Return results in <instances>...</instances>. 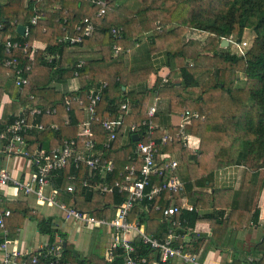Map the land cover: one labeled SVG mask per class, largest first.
I'll return each mask as SVG.
<instances>
[{"label": "trees", "instance_id": "1", "mask_svg": "<svg viewBox=\"0 0 264 264\" xmlns=\"http://www.w3.org/2000/svg\"><path fill=\"white\" fill-rule=\"evenodd\" d=\"M25 1L4 0L0 3V22L3 25L0 28V67L3 66V59L8 56L17 57L21 64H31V70L27 74L29 83L19 89L14 80V86H9L13 100L6 106L0 120V134L8 133V126L20 114L21 107L28 103L31 106L56 107L58 112L44 119V129L27 138L30 151L39 144L47 150L53 149L65 140L75 138L79 125L85 118L84 109L74 98L85 96L92 88H98L103 82H107L97 105L98 116L104 119L116 117L120 113L124 115L122 128L108 151V156L114 159L115 164L114 172L111 173L112 181L119 178L122 167L131 162L137 140L133 139L130 127L150 118L146 106L151 92L170 98L171 113L189 110L199 114L192 118L193 124L201 125L203 130L199 150L183 145L179 139L162 143L159 147L161 152H175L181 166H186L183 167V177L188 191L192 189L191 172L195 169L199 175L206 177L204 186L207 180L213 182L214 171L208 170L209 165L213 164V167L218 168L244 163L252 157L256 161L263 158L264 0H109L102 16H98L101 5L92 0ZM54 4L57 6L54 7ZM35 15L38 19L36 23H32L31 18ZM85 17L98 23L99 29L76 44L60 40L66 33H73L77 23ZM15 20L29 27L28 36L21 35L17 24L12 23ZM113 28L121 29L120 35L114 33ZM246 28L252 29L255 36L245 54L235 53L230 44L221 46L226 37H232L233 41H243ZM190 29L202 30L208 35L204 40H184L185 33ZM9 34L13 39L30 43L36 39L42 40L47 46L45 50L37 51L33 59L22 48L8 54L4 44ZM114 43L123 46L125 50L115 55ZM127 48L134 49L129 57L126 55ZM50 55L53 57L49 58ZM159 55H164V65L170 68L171 76H168V81L159 75L156 62ZM203 58L207 61L200 64L199 60ZM189 59L194 60V63L191 64ZM11 72L14 76L12 69ZM238 72H242L247 79L245 86H237ZM53 77L59 82L77 77L79 88L58 91L51 85ZM177 83L183 87L181 92L161 93V88L175 86ZM140 85L145 86L137 88ZM67 99H71L69 110ZM126 99L131 100L129 113L120 107ZM65 115L69 116V122L64 119ZM155 116L151 117L153 121ZM53 124L57 127H52ZM98 127L99 132L96 131L95 136L100 143L105 134L100 125ZM168 127L172 133L178 130L177 125ZM123 132H127L126 141L122 140ZM4 138L7 142V137ZM141 139L147 140V137L143 134ZM157 141H160V137H157ZM201 157L203 162L200 161ZM256 166H261V163H256ZM245 172L240 190H245L249 195L253 193L248 196L249 199H257V192L264 188V176L258 170ZM72 174L77 178V189L72 193L62 191L61 195L65 202L80 210L101 215L96 213L101 201L106 202L104 208L110 211L112 204L117 206L126 198L127 192L115 190L99 199L102 195L98 191L85 188L81 184L82 180L92 178L85 164L81 167L69 165L61 170L56 178V185L65 186L68 175ZM168 194L166 192L155 200L146 199L141 204L149 210V218L155 224L158 222L155 229L151 227L152 230H149L153 232L150 234L158 237H164L170 226V222L163 218V209L169 204ZM176 198L179 203L183 201L180 194H176ZM197 199L207 197L198 193ZM195 204L202 206L199 201ZM0 205L12 210V216L8 218L11 237L16 236L17 230L23 227L25 216L33 219L38 231L49 235L50 241L56 234L62 237L67 245L61 264H123V255H120L122 249L116 252L119 256L117 255L114 263L106 261L101 255L104 253V237L97 242L98 252L94 251L93 245L91 251L84 255L67 239L66 232L56 224L54 216H46L23 201L10 202L3 199ZM157 206L162 209H157ZM253 206L250 220L257 224L260 208L257 202ZM139 207L135 208V213ZM102 209L103 207L100 208ZM244 213L245 211H239L235 214ZM226 215L223 209H215L202 215L194 210L184 209L174 217L181 221L182 226L177 230L182 233L193 228L200 219L209 220L214 226L213 240L220 245L225 240V231L229 226L238 229L243 224L237 218L233 219L231 213ZM96 232L95 229L94 234ZM194 238L196 241L190 248L188 246V250L197 253L205 239L197 238L196 235ZM3 239L4 235L0 231V240ZM133 244L136 250L134 254L147 258L142 264H153L160 260L159 253L139 237L135 238ZM206 253L207 248L200 253L201 259ZM39 264L48 263L41 261ZM169 264H174V261ZM226 264H264V238L254 253L241 256L235 251L231 261Z\"/></svg>", "mask_w": 264, "mask_h": 264}, {"label": "built area", "instance_id": "2", "mask_svg": "<svg viewBox=\"0 0 264 264\" xmlns=\"http://www.w3.org/2000/svg\"><path fill=\"white\" fill-rule=\"evenodd\" d=\"M4 0H0V3ZM101 5L98 16L106 12L109 0H92ZM38 16L31 18L32 23H36ZM100 25L91 18L85 17L77 23L73 33H66L61 41H69L76 44L82 41L83 37L92 35ZM0 28H3L0 22ZM121 29L113 28V32L120 35ZM29 27L25 25L23 36H28ZM235 53L245 54L249 44L246 41H233ZM5 51L8 54L13 53L15 49L22 48L33 59L35 53L39 50L37 43L13 39L11 34L5 42ZM114 54L118 55L120 51L125 50L118 43L113 44ZM127 48L126 51H129ZM53 57L50 55L49 58ZM83 62V61H81ZM80 62V63H81ZM79 63V64H80ZM3 64L14 71V80L19 88L29 83L28 72L31 70V64H21L17 57H5ZM168 81V77H164ZM107 82H103L100 87L92 88L85 96H77L74 100L79 101V105L84 108L88 118L80 124V129L75 138L65 140L63 144L47 150L40 146L29 152L27 148V137L44 129V119L55 115L58 112L56 107L33 105L23 109L20 114L8 126V134L2 133V137H7L8 149L17 150L20 154L29 159V170L21 176H14L9 168L0 167V188L13 186L19 191L34 197L35 202L41 206H49L58 209L62 218L77 227H87L90 229H101L110 236L105 260L114 263L117 257V251L122 249L123 264H142L146 262V257H140L136 254L133 242L139 237L144 243L153 247L160 255V260L153 264H169L170 261L179 260L180 264H207L202 263L199 255L188 250L187 241L183 240L190 228L182 233L179 229L181 221L174 215L187 209L194 210L195 207L185 201L177 202L176 194H182L185 191V184L177 174L179 166L178 161L171 153L161 152L159 147L162 143L179 139L185 146L197 149L196 143L192 141V134L187 127L191 124L192 118L198 117V112L186 110L182 114V120L178 124L176 133L169 129L160 132L157 135V126L151 119L156 112L157 107L151 105L148 108L149 119H144L141 124H133L130 127L131 134H138L134 154L131 156V162L127 163L119 172V178L112 181L111 173L114 172V159L108 156V151L113 146L117 135L122 128L124 115L120 113L116 117H106L101 119L97 114V105L101 99ZM67 110L70 109L71 99H67ZM121 109L130 112L128 102L120 105ZM40 119V121H38ZM69 122V116L65 117ZM105 134L102 142L96 140L97 127ZM52 127H57L53 124ZM99 128V127H98ZM100 130V131H101ZM147 140H142V135ZM160 137V141H157ZM196 138V137H195ZM85 164L88 173L92 178L83 179L81 184L85 188L97 190L102 193H113L115 190L120 193L127 192L125 200L115 206V212L110 216L105 213L101 215L93 214L89 211L80 210L67 204L60 197L62 191L72 193L77 189V183L70 182L66 186L58 187L55 183L61 170L69 165L81 167ZM70 180H76L75 175L68 176ZM168 192L169 204L163 209V218L170 222V226L164 237H158L150 234L143 226L141 216L134 213L135 208L142 207L141 204L147 200H155ZM0 194V204L2 202ZM159 205V204H158ZM148 212L147 208H143ZM157 209H162L157 206ZM134 214V215H133ZM12 210L9 207L0 205V231L4 239L0 240V264H39L44 261L48 264H61V257L64 254V240L56 234L52 241L50 236L43 243L40 249L31 250L19 245V240L10 236L8 227V218L11 217ZM133 216V217H132ZM135 253V254H134ZM119 256V255H118ZM253 259V258H251Z\"/></svg>", "mask_w": 264, "mask_h": 264}, {"label": "crops", "instance_id": "3", "mask_svg": "<svg viewBox=\"0 0 264 264\" xmlns=\"http://www.w3.org/2000/svg\"><path fill=\"white\" fill-rule=\"evenodd\" d=\"M56 6L57 5L54 4V7ZM12 23L17 24V27L19 24H24L22 22H18V20L13 21ZM32 43H37L40 46L38 51L45 50L47 45L45 41L38 39L32 41ZM130 50H132L130 53L129 51H126V55L128 57L131 56L132 52L134 51V49H130ZM156 62H157V66L159 67V75L163 78L165 76L170 77L171 76L170 68L164 65L165 63L164 55H159L158 57H156ZM2 65L3 66L0 67V120L4 116L6 106H8L13 100L9 86L11 87L14 86V78H13L14 76L12 75L11 69L6 67L3 63ZM51 85L54 86L56 90L64 92V91L77 90L79 88L80 83L77 77L69 78L66 82L63 81L59 82L56 80L55 77H53ZM178 85L180 84L177 83L175 86H166L165 88H161L160 91L161 93H165V94L179 93L182 91V89L181 90L177 89ZM144 86L140 85L137 86V88L140 87V89H142L144 88ZM130 101L131 100L126 99L125 102H128L130 104ZM155 104L157 107V112L155 114L156 116L154 122L157 126V129H159L157 130V135H159L161 131L164 132L165 129L167 128L169 129L168 125L178 126V124L182 120L183 111H175L171 113L170 112L171 100L168 96H161L156 92H151L149 95V100L146 106V110L148 111L149 106ZM29 106H31L30 103H28L26 106H22L20 112L23 111V109L28 108ZM84 111H85V118L87 119L89 114L85 109ZM65 117L66 115L64 116V119ZM85 118L83 120H85ZM190 123L191 124L188 125L187 129L190 132V134H192V141H194L196 143V146H198L197 149L195 150H199L201 141L203 139V130L201 128V125L193 124L192 120ZM97 131L99 132L98 127H97ZM123 133L124 135L122 137V140L126 141L127 132H123ZM1 135L2 134H0V167H7L14 176H21L22 174H24L29 170L28 167L29 159L23 156L22 154H20L19 151L17 150L8 149L7 146L8 144L6 143L10 141L8 140L6 142V138L2 137ZM37 146L42 147V145L40 144ZM29 152H33V150ZM174 153L175 152H171L172 156L179 163V160L177 159V157L175 156L176 154ZM252 159L250 158L244 163L226 165L218 168L213 167V164L209 165L208 170L212 169L214 171L213 182L211 183L210 180H207V184L204 186L203 184L205 183L206 177L199 175L197 173V170L195 169L194 171L191 172L192 189L188 191L186 187L185 191L182 194H180V196H182L183 201L193 205L195 207L194 211H196L199 215L205 213H211L215 209H220V210L223 209L227 214L226 216H229V214L231 213L234 216L233 219L237 218L236 220L238 222L241 221L243 222L241 228L238 229L234 228L233 226H229L225 231L226 232L224 235L225 240L222 241L220 245H217L216 241L213 240L214 226L212 225V222H210L207 219L198 220L195 223V226L193 228H190L189 232L186 234V237L183 240L187 241V245L190 248L191 244H193L196 241V239L194 238L195 235L197 236V238L203 237L205 239L199 252H197V254L199 255V259L200 261H202V263L226 264L227 261H231L235 251H237L238 254L241 256H244L246 253H251V252L254 253L264 238V188L261 191L257 192L258 193L257 199H249L248 196H251L253 193L249 195L248 193H246L245 190L242 191L240 190L243 178L246 174L245 170L246 171L258 170L261 172L260 175L264 176V156L259 161L258 160L256 161V159L254 160V158ZM200 161L203 162L202 157L200 158ZM256 163H261V166L257 167ZM183 167L186 168L185 165L181 166V164L179 163V166L177 168V174L180 177V179L184 182ZM97 193H99V195H102L101 198L99 199H102V197L107 194V193H102L100 191H98ZM198 193L201 194L202 196L207 197V199H197ZM0 194L2 195V199L4 200H9L10 202L23 201L26 202V204L30 208L40 210V212H42L44 215L45 214L53 215L55 222L59 225L61 230L66 232L67 239L73 242L75 249L80 251L82 254L85 255L88 252H90L93 245H95V247H93L94 251L98 252L97 247L99 246L96 240L92 238L93 236L90 237L91 239L87 241L84 250H81V248L77 245V243L80 241L79 240L80 238L77 237L73 231L75 229L74 227H76L77 228L76 233H79V231L82 232L83 227L82 226L77 227L69 222H64L61 216V212L58 209L51 208L53 209V211H51L50 213L42 211L40 209V207L42 206L38 205L35 202L34 197L27 195L22 191H19L13 186L1 187ZM198 201L202 206H196L195 203ZM255 202H257V206L260 208V218H259V223L257 224L253 223L250 220L251 214L253 213L251 207H254L253 204ZM101 203L102 204L97 205L99 210L96 213L98 214L105 213L111 216L115 212V206L113 204L110 206V211H109L108 209L104 208L106 207L105 206L106 202L101 201ZM46 207L50 208L49 206ZM101 207H103L102 210H100ZM143 208L144 207H139V210H137L138 212L136 213H138L141 216V219L145 220L142 223L143 226L146 228V230L149 233H153L150 232L149 230L155 229L157 227L158 222L155 224L152 218H149L150 217L149 210H147L148 214H146V211ZM239 211H245V213L242 215L235 214ZM29 221H30V217L25 216L23 223L24 226L20 227L17 230V234L15 237L19 240L20 246L26 247L31 250H37L41 248V246L48 239V237L47 235L42 234L41 232L38 231V229H36L37 235L34 236L32 239L28 240L27 229L29 226ZM71 225L74 227H72ZM88 229L92 230L94 233L96 228L94 229L88 228ZM106 239L108 245L110 236L107 233H105L104 235V240L106 241ZM106 248L104 249V254L103 253L101 254L103 255L104 259L106 254L105 252ZM206 248H207V253L205 257L201 259L200 253H202ZM179 262H180L179 260H175L174 264H180Z\"/></svg>", "mask_w": 264, "mask_h": 264}, {"label": "rangeland", "instance_id": "4", "mask_svg": "<svg viewBox=\"0 0 264 264\" xmlns=\"http://www.w3.org/2000/svg\"><path fill=\"white\" fill-rule=\"evenodd\" d=\"M28 1V0H27ZM207 33L205 31H202V30H198V29H190L188 30L185 35H184V40L186 39H191V38H197L198 40H204L206 37H207ZM254 36H255V33L252 29L250 28H246V30L244 31V35L242 37V40L243 41H246L248 44H250L252 42V40L254 39ZM236 39V38H235ZM230 48L231 50H236L234 48V45L233 43L231 42L230 43ZM132 50H129V53L131 52ZM205 61H207L206 59H200L199 60V63L200 64H203ZM189 62L192 64L194 63V60H191L189 59ZM208 63V62H207ZM238 81H237V86H245V82L247 81V79L244 77L243 73L242 72H238ZM177 89H183L181 85H178V88ZM253 158V157H252ZM251 158V159H252ZM253 160V159H252ZM251 160V161H252ZM40 209L44 212H47V213H50L51 211H53V209L50 208H47L46 206H42L40 207ZM40 211V210H39ZM24 223V221H23ZM62 225V223H61ZM24 226V224H23ZM68 226V225H67ZM72 226V225H71ZM74 227V226H72ZM74 233L77 237H79L80 241L77 243V245L81 248V250H84V247L86 246L87 244V241L89 239H91L90 237L94 238L96 240V242H99L102 240V237H104L105 233L99 229L97 230V232L94 234L92 230H89L88 228H85L83 227L82 229V232L79 231V233H76L77 231V228L74 227ZM36 222L33 220V219H30L29 221V226H28V229H27V238L28 240L32 239L34 236L37 235V230H36ZM72 234V233H71ZM94 234V235H93ZM105 244H104V247L106 248L107 247V239L106 241L104 240ZM104 248V249H105ZM98 249V248H97ZM99 251V249H98ZM106 252V251H105ZM104 254V253H103Z\"/></svg>", "mask_w": 264, "mask_h": 264}, {"label": "water", "instance_id": "5", "mask_svg": "<svg viewBox=\"0 0 264 264\" xmlns=\"http://www.w3.org/2000/svg\"><path fill=\"white\" fill-rule=\"evenodd\" d=\"M17 30L21 33V34H24V31H25V25L24 24H19L18 27H17ZM229 40L226 39V38H223L222 40V43H221V46L223 47H226L229 45ZM133 139L134 140H137L139 138V135L138 134H133L132 135ZM65 245H67V242H65Z\"/></svg>", "mask_w": 264, "mask_h": 264}, {"label": "clouds", "instance_id": "6", "mask_svg": "<svg viewBox=\"0 0 264 264\" xmlns=\"http://www.w3.org/2000/svg\"><path fill=\"white\" fill-rule=\"evenodd\" d=\"M230 43H231V41L229 42V44H230ZM46 46H47V45H46ZM79 129H80V125H79ZM79 129H78V132H79ZM77 134H78V133H77ZM68 176H69V175H68ZM67 178H68V180H67L66 184H69L70 182H75V183H77V182H76L77 179L73 181V180H70L69 177H67ZM65 186H66V185H65ZM61 193H62V192H61ZM60 197H61V199H62V195H61V194H60ZM66 203H67V202H66ZM67 204H68V203H67ZM69 205H70V204H69ZM40 206H41V205H40ZM51 208H54V207H51ZM54 209H56V208H54ZM45 215H46V214H45ZM46 216H53V215H49V214H48V215H46ZM62 219H63V218H62ZM63 220H64V219H63ZM54 221H55V220H54ZM64 222H67V221L64 220ZM69 223H70V222H69ZM56 224H57V223H56ZM65 242H66V241L64 240V247L66 246V245H65Z\"/></svg>", "mask_w": 264, "mask_h": 264}, {"label": "bare ground", "instance_id": "7", "mask_svg": "<svg viewBox=\"0 0 264 264\" xmlns=\"http://www.w3.org/2000/svg\"><path fill=\"white\" fill-rule=\"evenodd\" d=\"M86 119V118H85ZM45 127V126H44ZM55 129V128H54ZM8 134V133H7ZM9 140V139H8ZM190 239V238H189ZM150 262H148V264H149Z\"/></svg>", "mask_w": 264, "mask_h": 264}]
</instances>
